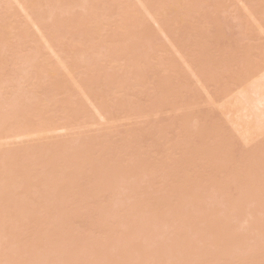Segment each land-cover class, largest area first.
<instances>
[{
	"label": "bare ground",
	"instance_id": "obj_1",
	"mask_svg": "<svg viewBox=\"0 0 264 264\" xmlns=\"http://www.w3.org/2000/svg\"><path fill=\"white\" fill-rule=\"evenodd\" d=\"M126 1L129 2V0H0V264H206L207 261L209 264L211 261V263L214 264L216 262L215 260L220 259V257L222 259L223 256L225 258V256L232 255L231 252L234 249H239L243 255L249 251L250 260L248 257L247 260L246 257L243 256V260L247 262L241 264H263L264 262H260V255L264 254V143H261V145L260 143L253 144L257 146L253 148L252 146H248L251 150L247 151H245V147L247 146H244L245 150L242 154V160H239L241 161L239 162L236 160V157H231L235 155L233 152H231L233 154H231V156L230 153H228L232 151V147L235 150L233 143L227 142L229 140L227 138L229 137L226 138L227 141L224 140V137L217 143L215 142L214 146H207V144L211 142L206 144L200 140L199 142L201 143H196V138L199 136L196 137L194 135L201 132L200 130L197 131L199 127L203 130L204 124H201L202 127L201 125H199V127L197 126L198 129L195 133H190V128H192L189 127L191 126V121L188 116L187 118L190 122L183 116L184 122L181 121L180 123H183L184 128L182 129H186L184 135L185 139L179 140L182 141V144H179V142L176 143L175 141V143H172L174 145L171 143L168 145V147L171 145L169 148L166 146L171 150L173 147L177 149V151L181 149V152L179 151V157L174 160L170 158L169 155L172 153L170 152L168 156H165L166 159L169 157V160L165 159L161 162L162 160L147 161V159H145L143 161V158H145L143 151L140 149L137 150L139 147L137 149L135 147L137 151L133 148L137 141L140 142L139 139H141V136L139 135H142L144 132L143 130L141 133L139 129H137L138 126H136L137 128L133 127V129L136 128L138 130V132L134 131L133 134L137 133L138 135L140 132L138 135L140 138L137 135L135 137L132 133L131 137L129 136V139H132L130 142L132 143V149H129V147H131L129 139L126 141L124 140L125 143H122L124 150L120 151L122 148L116 147L120 152H118L117 149V154L113 156L112 152L115 150L113 145L120 144L121 141L112 144L114 139H112L113 141L110 140V136H107L108 134L103 136H97L98 134H95L96 137L94 138H88V136L86 138L81 137L80 140L78 139L71 142L70 138L71 140L73 138L70 136V138H68L69 142L66 140L65 143H63L62 141L63 144L60 142L57 143L58 140H56V143L49 142L50 144L47 145H43L44 143L41 144L42 142H40V144L37 142L39 145L35 144V138L41 137V135L44 134L46 135V133H54L59 129H65L67 131L73 130V128L76 129L77 126L79 128V126L83 124L86 126L89 120L93 119L94 116H97L98 119L101 118V121L104 119V122H102L107 123L106 119H108V116H111L114 109L117 110V112H125V116L122 114L120 115H122V117L124 116L123 118L126 120L125 117L127 116L131 118L134 117L135 115H133V113L137 116L140 115L142 111L143 115H145L144 113L151 109L155 108L154 110L157 111V108L161 110L163 106H171L174 101L177 100L176 98L182 89H185L187 85V88H189L186 79L192 77L190 76V78H188V76H185L184 74L187 71L185 70V72L182 71L184 74L181 75L186 78H183L185 81L178 80V78H182L178 76V73L176 74L177 76L175 75L176 72L181 71V69H179L181 66L179 62L185 64L184 66H187L189 71H193L192 75L196 76V81L197 79L200 82L202 79L204 81V78H201L204 76L203 73L207 72L208 74V72H210L203 70V67L205 68L206 66L205 64L204 66L202 65L204 62H206V67H208L205 69L212 70V68H215L216 73L213 72V75L215 74L214 76L216 77V70H218L216 69L217 66L215 67L216 59H214L215 56L214 58L210 56L213 48L202 47L201 43L198 41V43L192 42L191 44L190 40L192 38L189 33L181 29L185 32L182 40H177L178 37L172 36L170 37L174 40H169H172L171 46L173 48L170 52L174 50L176 53L175 57L179 56L178 59L180 58L179 62L176 60V66H179L178 71H174L177 68L174 67L172 60L169 59L172 58V55L169 54L171 57L168 56L166 59L169 60H165L166 63L169 62V67H167V69H171L173 74L170 73L171 70L165 71L166 73L169 72L171 77L167 74L168 77L163 76V81L158 84L159 87H156L157 89L155 88V94L159 89V95H156V97L153 90H151L150 92L154 95L149 93L151 97L147 100L146 105L143 104V102L146 101L145 97L142 102L143 105L140 101L142 98H139L140 103L136 105L138 98H136L135 94L133 96H135L136 99L127 96L129 93L125 94L124 92L126 88L129 90V87L131 88L133 86L134 88L136 84L139 86V84L141 85L144 82L147 83V75L143 74L146 78L141 76L142 74L140 72L142 71L143 73V67L141 69L139 64L141 65L148 61L151 56L149 53H154L159 50L162 35H164V37L166 36L167 38H165L168 39L169 35H171V32L174 30L173 27H176V25L178 27H184L185 24L190 21L189 19H192L190 10H193V6L191 7L188 3V5L185 6L183 5L184 2L180 3V0H134L130 3ZM195 1L196 0L192 1L194 6L200 0H197V2ZM96 2L104 8L109 5V3H112L111 5L113 6L114 2H117L114 3V5H123L121 8L120 6L117 7L120 8L121 11L118 9L120 11L119 19L117 18L119 26L117 30L116 28L113 29L114 33L110 32L112 31L110 25L106 24L107 26H102V22L101 25H99V23L94 20L95 18L93 17L102 16L103 13L100 11L101 8H99V10L94 9L93 4ZM190 2L191 1H189V3ZM190 4L192 5V3ZM197 5L196 7H199ZM259 5L261 6L262 4ZM188 6H190L191 9H187L190 8ZM261 7L263 8L264 4ZM247 8L249 7L247 6ZM262 8L261 10H263ZM216 9H218L217 6ZM242 9L244 8L242 7ZM107 10L109 11V8ZM105 12L103 15L106 14ZM195 12H197V9ZM189 13L191 14L189 15ZM251 13H253V11H251ZM263 13L260 15H263ZM248 14L250 13H247V15ZM147 17L152 20V23L156 24L155 26H157V29H155L158 35H155L156 37H160L156 38L157 41L154 39L155 43H153L152 46L148 45V43L150 42L149 44H151L153 42V38H155L153 37L154 34L152 38L146 39V36L150 34L147 33V35H145L136 25V23H139L141 26ZM249 19L251 20V18ZM78 20H80V22L82 21V23H80L81 26L79 30L76 29L78 31L84 29L83 32L88 30L89 32L87 33H89L92 42H98L102 45L101 47L97 46V50L99 49L100 53L105 55H101L104 58L98 55L99 64L97 62L96 64L92 63V61L94 62L98 59L96 56L98 53L96 52L97 54H95L94 52L95 47L91 45V47L86 48L80 43L75 45L77 48L70 49L73 53L68 50L70 56H68V51H65L71 60L65 58L67 56L64 57L63 54V56H61L62 58L57 57V60L54 59L52 61L53 57L51 53L56 54L58 52L59 54V48L55 53V47L54 49L52 47V40L54 39L49 36L54 35L53 37H55V34L58 36L57 33L59 31L60 33L61 31L62 33L65 31L61 29L67 28L69 30L68 27L71 25L73 26L74 23H78ZM146 20L147 25L149 20ZM93 21L95 23H92ZM105 26L109 30L105 28ZM103 27L105 28L104 31ZM172 28L173 30H171ZM151 30L152 29L149 28L148 31L152 34ZM91 32L94 35L91 34ZM103 32L106 34L108 32V35L111 33L112 37H110V39H108L109 36L105 38L106 34ZM160 33L162 34L161 36ZM173 33V35L176 34L175 32ZM263 33L264 30L261 34ZM32 36L39 37L42 40H46V37L52 39L48 40L47 38V43L51 41L50 44L52 45L49 44L51 52L47 51V53L51 54L47 56L50 60L49 58L40 56L38 52L34 51L33 53L29 50L38 49L40 46V42L34 40H38L39 38L37 39ZM85 36L86 35H84V37ZM31 37L34 41L30 39ZM86 37H88V34ZM85 38H82V41H84ZM91 40L88 38L86 41ZM156 42L160 43L157 44ZM47 43L45 41V44ZM84 43L88 42L84 41ZM139 44H143V46H139ZM61 45H63L61 46L62 48H60L61 51H64L63 48L67 49L64 44ZM73 45L74 44H72V46ZM80 45L83 48H81ZM94 45H96V43ZM248 45L245 47H248ZM167 46L169 45L166 44L165 47ZM57 47L59 46L57 45ZM143 47L145 48L143 49ZM165 47L161 48L164 49ZM230 47L231 46L228 48ZM69 48L72 47L70 46ZM236 48L238 47L235 46L234 49ZM242 48L244 49L243 46ZM248 48H250V46ZM253 48L254 47L250 48V51L252 53L257 52L255 50L256 48H254V51L252 50ZM194 49L197 52L201 49L200 53L204 51L206 55L208 53V56L204 58V62H200L201 64H199L203 66L202 69H200L201 67L198 63L197 65L200 68L197 69L198 67L195 63L197 67H195V69L197 71L192 67V65L194 66L193 59H191L193 64L189 61L193 56L191 54L193 52L191 51ZM214 50L215 49L212 51L213 55L216 51ZM220 50L221 48L219 51ZM238 50L236 52H238ZM43 51L39 53L43 55ZM163 51L166 52V49ZM30 52H32V54H30ZM75 52L80 56L76 58L74 56V58H72L71 56L75 54ZM47 53L45 54L47 55ZM158 53H160V51H158ZM203 53H201V56ZM252 53L250 55H252ZM60 54L62 53L60 52ZM91 54H93V56H91ZM189 54L192 56L188 57ZM259 54L260 52H258L257 55ZM257 55L255 54L253 56L255 57ZM90 56L96 57L90 58ZM201 56L199 57L200 59L203 58V56L202 58ZM233 56L235 57L234 53ZM259 56L264 61V56L261 54ZM193 57L196 59L195 54ZM220 58H218V61ZM224 58L225 60L227 59L226 57ZM236 58L238 59V57ZM247 58H249V56ZM212 59H214V61ZM249 59L245 60L247 63L244 61H242V63H245L244 65L246 68L248 65V69L251 68V70L247 73V69L244 73L245 67L240 70L239 65L238 68L243 74H240L239 77L232 74L233 78H235L233 81L234 84L237 81L241 83L245 77L250 80L252 77L250 74H253L252 69L254 67L256 68V73L258 72L257 69L262 68L264 71V66H262L264 62L256 60L253 65H249ZM234 60L232 62H234ZM220 61L221 67L223 68V60L220 59ZM238 61L241 62L240 60ZM161 62L163 63L164 61ZM161 62L159 64L160 66L165 65L161 64ZM212 62L214 65L210 68ZM171 64L175 69L171 67ZM224 64L228 66L225 62ZM228 64L232 66L235 63L228 62ZM184 66L183 68L186 69ZM235 67H237V65L234 66V69ZM137 68L141 71L138 72ZM180 68H182V66ZM227 68L229 69L230 67L228 66ZM63 70L66 74H58L61 73L60 71L63 72ZM224 70L226 71L225 68ZM224 70H222V72ZM50 71H52V73L55 71L58 75H52V73H50L49 76ZM219 71L220 70H218V72ZM227 71L226 73H228ZM240 71L239 73H241ZM250 71L252 73H250ZM45 73L49 78H52L46 79L48 77H43L46 75ZM198 73L200 75H198ZM219 73V75H221V71ZM231 73L232 72L229 71L228 74ZM171 74L173 76L175 75L174 80ZM188 74L186 73V75ZM23 75H32V79L29 77L27 81L30 82V80H32L33 82L27 83V78H23ZM223 75H225V73H223ZM256 75L254 76L253 74V80H250L251 82L246 83L247 79L244 80L246 85L240 86L239 91L236 90L237 92H235V95L229 96V98H231L230 100L227 99L228 101L226 102L225 96H223L224 93L222 92L221 94L219 91L221 86H219L217 82H214V84L220 87L217 93L222 95L220 99L222 97L224 100H221L225 103L222 104V106L220 105L221 110H225L223 111L225 116L227 115L228 117L229 115L231 117L228 123L234 127L232 129L236 135L247 142V145L252 144V142L256 140V137L264 135V72L262 75H258V73ZM35 76L36 79H38L36 80L37 82L35 81ZM109 76L112 77L111 82H108ZM205 77L207 76L205 75ZM209 77H207L208 80L206 79L205 82L211 81V84H213L215 79L212 81V78L209 80ZM42 78L49 81L44 83V80L42 83ZM229 78L230 77H228V80L231 83V78ZM21 79H23V82L25 80V83L28 84L27 87L24 86L25 83L22 85ZM39 79L42 80L40 81ZM101 79H104L105 81H103L105 83L101 81ZM221 81H224L223 76ZM67 82H70V84L68 83V85H66ZM101 82H103L104 86L106 85L104 89L111 85L109 91H112L110 94L113 101L108 97V91H105V96L107 97H103L102 93H100L101 89H103V87L100 89V84L102 85ZM203 84L206 85L207 83ZM64 85L67 87L69 86L68 88L70 89H77V92L79 91V95H76L75 93L77 92L74 93L73 89L71 90V92H73L70 95L73 96L75 94V100L73 99L74 97L69 96V94V97L66 96L70 89H64ZM146 85L150 88L152 83L151 86L149 83ZM210 85L208 83V87ZM232 85L229 86L228 90L230 91L227 90L226 96H228V92L231 94L232 90L235 88H233ZM142 87L144 88V86ZM200 87L204 89L203 87L205 86ZM231 87L233 88L232 90ZM225 88L226 87H223L224 90ZM136 89L138 90V88ZM142 89L139 88V91H136L141 94L143 91ZM65 90L67 91L64 93L66 97L64 95L61 97L60 93L63 94L62 91ZM51 92H53V94ZM184 92H186V90ZM184 92L182 93L184 94ZM47 93L51 94V96H49L50 98L46 97ZM112 94L117 95L112 96ZM122 96L127 99L131 97L132 99H126L124 101ZM108 99H110L111 102H109ZM134 99L137 101H132ZM181 101L178 100L180 104H183L184 102L182 101L181 103ZM139 104H141V106ZM147 104L152 107H149ZM170 110H172V108ZM89 111H93L91 113L94 114L92 118H88L91 115ZM117 112L114 111V114ZM114 114L112 115L115 118ZM183 114L185 113H182V115ZM113 117L111 116V118ZM116 117H118L117 114ZM87 118L88 121H86ZM111 118H109V120L112 122ZM123 118L120 119L123 120ZM191 118L193 119L192 116ZM224 119H226V117ZM115 120L114 122H116ZM141 120L143 119L141 118ZM83 121L86 122L84 123ZM102 122H100L99 125L102 124ZM224 123L226 122H223V127ZM95 124H97L96 121H93V124H91L93 126L90 127L94 128ZM188 124L190 125L188 126ZM109 125H111V123ZM161 125L159 129H161ZM217 125L218 123H216V126ZM163 126L166 127L165 125ZM207 126L204 127L206 128L204 131L210 132L211 130L209 127L207 128ZM219 126L220 125L217 126L218 128L215 127L214 130L210 126L213 132H208L209 134L205 135V137L210 138L208 136L215 133V130L217 133L221 134L217 139L223 137L224 130L226 129L223 130V133L219 132L218 130L222 128V126ZM82 127L80 130H82ZM93 128H91V130ZM195 128H193L192 131L195 130ZM75 129L74 132L78 131V129ZM87 129L89 130V127ZM101 129L103 130L104 128ZM63 130H59L58 132L61 133ZM98 130L100 129L98 128ZM164 131L165 129L162 130V132ZM58 132H56L55 135H59ZM69 132L71 131H68V133ZM231 133L230 135H235ZM113 134L111 133L110 135ZM201 135L203 136V134ZM217 135L215 134V136ZM227 135L228 134H226V136ZM236 135L235 137L230 136V138H236ZM47 136L49 137V134ZM74 136L75 135H73V137ZM202 136H200L199 139H201ZM134 137L138 140H135ZM205 137L203 138L205 139ZM18 138H20L21 142L24 138L23 143L25 142L27 144L30 141L28 139H34L35 142L33 141V143L30 141V145H25L26 148L24 149L22 146H19L21 149L16 147L17 150L13 149V151H7L8 148L7 150L3 148L9 146V142L6 143L5 141L16 140ZM25 138H27L26 140L28 141H26ZM43 138L37 139L42 140ZM65 138H63V140ZM261 138L264 139V136ZM213 139L215 140V138ZM223 140L224 142H222ZM18 141H16V143ZM232 141L234 142V140ZM250 141L252 142L249 143ZM258 141L259 140H257V142ZM213 142L214 141H212L210 145H213ZM126 143L129 144L128 147ZM175 144H178V146ZM112 148L114 149L113 151ZM167 148L164 150L165 152L168 150ZM226 148H230V151ZM141 149H143V147ZM175 149L172 151H175ZM240 149L238 151L241 153ZM5 150L7 153H5ZM135 151L137 152L136 154L134 153ZM109 153L112 154L109 155ZM128 154L130 156H128ZM240 157L241 156H239V158ZM201 164L204 165L203 169L209 166L213 168L212 171L214 172L210 171L212 172L211 175L214 174V177L219 175L222 176V178L210 177L209 172V177H204L205 180H210L204 181L203 184H196L193 178L194 180H201V174L198 173L196 177H192L191 175L199 170L198 167H201ZM203 172H205V170ZM245 213L246 217H244ZM242 217L245 218L242 219L244 222L246 220L249 222V227H251L250 231H248L250 228L242 231L239 230V224L240 222L243 223V221H240L238 224L237 221L241 220ZM78 223H80L81 228L84 229L82 230L83 232L85 231L84 233L87 231L90 232L89 236L83 235L84 233L82 234V232L78 234L80 229ZM243 224L245 227V223ZM86 228H88V230ZM255 231H257V233ZM245 233L249 234V236ZM96 234L98 238L94 239ZM252 234L253 238L257 234L258 236L256 238L259 241L254 240L253 242L252 237L249 238ZM160 236L166 237V241L163 242L157 239ZM250 239L251 241H249ZM200 241L204 242V246H213L214 249L211 247V249H213L211 251L207 250V248L204 250V246L201 248L202 243L201 245L197 243ZM8 250H13L12 252H15L12 255L10 254L12 252H10L8 256L4 257L5 254H8ZM239 250L235 252L238 253ZM240 257L241 256H239V261L235 259L231 261L230 264H238L242 260ZM230 258L228 259L230 260ZM229 260L226 259L224 261L225 263L227 262L226 264H229ZM217 264H219V262Z\"/></svg>",
	"mask_w": 264,
	"mask_h": 264
},
{
	"label": "rangeland",
	"instance_id": "obj_2",
	"mask_svg": "<svg viewBox=\"0 0 264 264\" xmlns=\"http://www.w3.org/2000/svg\"><path fill=\"white\" fill-rule=\"evenodd\" d=\"M134 0H129V2H127V3H130V2H133ZM185 1H186V3H185ZM189 1H191L190 3H192V5L189 3ZM192 1H194V0H180V3L182 2H184L183 3V5H185V6H187L188 4L192 7L193 6V10L191 9V7L190 6H188V7H190V8H187V9H191L190 11H191V13H189V15L190 16H192V19L190 18V16H189V22L188 23H186L185 24V26L183 27V26H180V27H178L177 25H176V27H173L174 28V30H173V28L171 29V30H173V32H175L176 34H177V36H176V34L175 35H173L174 33L173 32H171V35H169V37H168V39H166L165 37H164V35H162L161 33H160V36L162 35V37H161V41L160 40H158V41H160L161 42V46H159L160 48H159V50L158 51H160V53H158V51L157 52H151V53H149V54H151V56L149 57V59H148V61H146V62H144V64H139V67L142 69V67H143V73H142V71L140 70V69H138L137 68V70H138V72H140L142 75L141 76H143V74H146L147 75V78L145 77V76H143V77H145L146 78V80H147V83H143V84H139V86L136 84V86H138V87H136L135 85H134V88H135V91H134V88H133V86L131 87L132 88V90H131V88L129 87L128 89L129 90H127V88L125 89L126 91H127V93H126V91L124 92L125 94H128L127 96H131L132 98H135V96H136V98H138L137 100H132V101H134V102H136V105H138V103H140L139 102V98H142V100L140 99V101H141V104H142V102L144 101V97H145V100L146 101H144L143 102V104H145L146 105V102H147V100H149V98L151 97V94H155V92H156V90H155V88L156 87H159V83L160 82H162L163 81V79H164V77L163 76H170V73H172L173 71L171 70V72L168 74V73H166L167 71H170L169 69H167V67H169L168 66V63H166V60H172V64H174V67H176L177 69H175L173 66H172V64H171V67H173L172 69L174 70V71H178V67L176 66V63L177 62H179L180 60V58L178 59V57L179 56H177V57H175L176 56V53H175V51L173 52L174 53V55H173V53L172 52H170L173 48H172V46H171V41L172 40H174V39H172V37H178L177 38V40L178 39H180V40H182L183 39V37H184V33L185 32H183L184 30H186V33H189V35H190V37L192 38L191 40H190V42H191V44H192V42H196V43H198V42H200L201 43V46L202 47H211V48H213V49H215L214 51H215V53H214V55H213V53H212V51H213V49H212V51H211V53H210V56H212V58H214V56H215V58L214 59H216L215 60V67L217 66V68L216 69H218V70H220L221 71V75H219L220 73V71L218 72V70H216L217 71V74H216V77L213 75V72L214 73H216L215 72V68L213 69L212 67H213V62H212V64H211V66H210V68H212V70H208V69H205V68H208V67H206L207 66V64H206V62H204V58H206L207 56H208V53H207V55L205 54L206 52H204L205 50H204V48H203V52H201V53H203V58H202V56H201V53H200V50H198V52L197 51H195V49L193 50V51H191V52H193L194 54H195V58L196 59H194V54L193 53H191V54H189L188 55V57H191L192 56V58H190V60L189 61H191V63H192V60L191 59H193V63H194V66L192 65V67H193V69L194 70H196L195 69V63H196V65H197V63H198V65L199 64H201V63H203L202 65L204 66V64L206 65L205 66V68L203 67V66H200V67H198V65H197V69H202V67H203V70H205V71H212V74H211V76L209 77V75H210V72H208V74H207V72H205V73H203V77H201V78H204V81H203V79H202V81H203V83H207L206 85L205 84H203L202 83V81L200 82V81H198V79H197V81L195 80V77L196 76H194V75H192L193 73V71L191 72V71H189V68L187 67V66H184L185 64H182V62H179V65H181L182 66V68H183V66L186 68V69H182V68H180L179 67V69H181V71L180 72H174L175 73V75L178 73V76H180V77H182L181 75L182 74H184V72H185V70H187L186 71V73L188 74V75H186V73L184 74L185 76H188V78H190V76H192L190 79H186L185 77H182V78H178V80H183V78L184 79H186L187 81V84H189V88H187L188 87V85L185 87V89H182V91L179 93V95H178V97L175 99L176 101H177V103H176V101H174V103L171 105V106H167V107H164L163 106V108L161 107V110H159V108H157L158 110L157 111H155L154 109H151V110H149V108H148V110L149 111H147L146 113L147 114H149V115H147L146 113H144L145 115H143V113H142V111H141V113H142V115H141V113H140V115H137L136 116V114L135 113H133V115H135L134 117H125L126 118V120H124V116L126 115V113L125 112H123V111H118L117 112V110H113L112 112L113 113H111V116L113 117V115L112 114H114V111L115 112H117V113H115L114 115H115V118L113 117V118H111V116L109 117H107L108 119H106L107 121V123H103L104 122V119L101 121L100 119L101 118H97V116L95 117L94 116V114H91L92 112L91 111H89V114H91L90 115V117H88V118H92L93 116L95 117V119H94V117H93V119H90V120H93L94 122L96 121V123L97 124H95L94 126V128L93 127H90V126H93V125H91V124H93V121H90L89 120V122H88V125L86 124V126H85V124H83V125H81V126H79V128H78V126H77V128L76 129H78V131H75L74 132V129L75 128H73V130H68V131H71V132H69L68 133V131L67 130H63V129H59V130H63V131H61V133H59L58 131L59 130H57V131H55L54 133L53 132H50V133H46V135L44 134V135H41V137H37V138H43V137H45V138H43L42 140H38L37 138H35V140H36V143L35 144H40V142H42L41 144H43V145H47V144H50V143H56L57 141L56 140H58V142L57 143H62V141H63V143H65V141L67 140V142H69L68 140V138H70V136H72V140H71V138H70V142L71 141H75V140H80V138L82 137V138H86L87 136H88V138H91V137H96V135L97 136H103V135H107V136H110L109 138H110V140H112V139H114V142H112V144H115V143H119L120 141V144H115V145H113V148L115 149H113L112 148V153H109V155H111L112 154V156L115 154H117V149L120 147V148H122V150H120V151H123L124 150V148L122 147V143H125V141L126 140H128L130 137H131V133L133 134L134 133V131H136V132H138V130L137 129H139V131L141 132V131H143L144 130V132L142 133V135H139V133H138V135L139 136H141V139H139V141L140 142H138L137 141V143H135L136 141L135 140H138V139H136L135 137H136V135H137V133H135V134H133L135 137V145H134V143H133V145H134V149H135V147H136V149L137 150H142L143 151V153H144V157L145 158H143V156H142V158H143V161L145 160V159H147V161H157V160H162L161 162H163L165 159H166V155L168 156L169 155V153L170 152H172L171 153V155H169L170 156V158H173V160L175 159V158H178L179 157V153L181 152L180 150L181 149H179V151H177V149H175L174 147H173V149H175V151H172L171 149H168L169 147H168V145L171 143H175V141H176V143L177 142H179V144H182V141H179V140H182L183 138L185 139V133H186V129H182V128H184L183 127V123H180L181 121H183L184 122V120H183V116L184 117H186V120L188 121V118L190 119V121H191V126H189L190 124H188V126L189 127H192V128H190V133L191 132H194L195 133V131L198 129L197 128V126L199 127V125H203L204 124V127L205 126H207V124H208V126H207V128L209 127V129L213 132V130H214V128L215 127H217L218 125H220L219 127H221L222 126V128H220V130H218L219 132H222L223 133V130L224 129H226V130H224V134H223V137H221V138H218L217 139V137H219L221 134H219V133H217V131L215 130L214 132L215 133H213L212 135L210 134L208 137H210V138H207V137H205V135H208L210 132L209 131H207V132H205L204 131V129H206V128H204L203 127V130L202 129H200V127H199V129L197 130V131H201V132H199V133H196V134H198V135H194V136H202L201 134H203V136H202V138L201 139H199V137L198 138H196V143L198 142V143H201V142H199V140L200 141H202V142H204V143H209V142H211L212 143V141H214L213 142V145H210L211 143H209V144H207V146H214V144H215V142L217 143L219 140H222L224 137V140H226V138L227 137H229V138H227V139H229L227 142H231V144L233 143V146H234V148H235V150L233 149V147H232V151H230L229 149L230 148H226V149H228L230 152H228V153H230V156H231V152H233L235 155H233V156H231L232 158H237L236 160H242L241 158H242V154L244 153V146H247V147H245L246 148V150L245 151H247V150H251L249 147H251L252 146V148L253 147H257L256 145H253V144H259L260 143V145H261V143H264V139H262L261 137H263L264 135H260V136H258V137H256V140L254 141V142H256V143H254V142H252V141H250L249 143H251L252 142V144H248L247 145V142H245L244 140H242V139H240L239 138V136H237L236 135V133L233 131V129L232 128H234L230 123H228L229 121V119H231V117L228 115V117H227V115L225 116V114L223 113V111H225V110H221V106H222V104H225L224 103V99L221 97V99H223V100H221L220 99V96H222V95H220L219 93H217L218 91L217 90H219L220 89V87L219 86H221V89L219 90L220 91V93L222 94V92L224 93V95L223 96H225V102L226 101H228V100H230V98H229V96H231V95H235V92H237V91H239V89H240V86H242V85H246V83L247 82H251L252 80H253V74H254V76L258 73V75H262L263 74V69L261 68V69H257V73H256V71H255V67L252 69L253 70V74H250V75H252V77H251V81L248 79V78H246L245 77V79L244 80H246L247 79V81H246V83H245V81L243 80L241 83H243V84H241V83H238V81L234 84L233 83V81H234V79L235 78H233V76H232V74L233 75H235V76H238L239 77V75L240 74H243L240 70H241V68H244L245 67V63H247V62H245V60L246 59H249L248 61H250V62H248V63H250L249 65H253V63H255L254 61H262V62H264L263 60H262V58H260V54L262 55V56H264V33L263 34H261L262 33V31L264 30V20H263V17H264V7L262 8L261 6H263V4H264V0H198L199 2H197V0L195 1V2H197L196 3V5L197 6H199V4H200V6L199 7H196V5L194 6V4H193V2ZM206 1V2H205ZM239 1V2H238ZM252 1V2H251ZM256 1V2H255ZM263 2V3H262ZM98 2H96V3H94L93 4V7H94V9L95 10H99V8H103L102 10L100 9V11H102L103 13L105 12L106 14H104L103 15V13H102V16H103V18H102V16L101 15H99L98 17H93V18H95L94 20L96 21V22H98L99 23V25H101V22H102V26H104V25H110V29H112V31H110V32H112V33H114V28H116V30H117V27L119 26L118 25V21H117V18L120 16V8L123 6L122 4L121 5H117V4H115L114 5V3H117V2H114L113 3V6L111 5L112 3H109V5H107L105 8L101 5L100 6V4L98 3ZM119 3V2H118ZM179 3V4H180ZM188 3V4H187ZM203 3V4H202ZM259 4H262L261 6L259 5ZM97 5H98V7H97ZM111 5V6H110ZM182 5V4H181ZM249 7V8H247V6ZM118 6H120V8H117ZM216 6H217V8L218 9H216ZM259 6V7H258ZM112 7V8H111ZM242 7L244 8V9H242ZM254 9H253V8ZM257 7V8H256ZM109 8V11L107 10ZM117 8V9H116ZM186 8V7H185ZM247 8V9H246ZM256 8V9H255ZM261 8L263 9V10H261ZM120 11H119V10ZM196 9H197V12H195L196 11ZM252 9V10H251ZM105 10V11H104ZM195 10V11H194ZM256 10V11H255ZM261 10V11H260ZM119 11V12H118ZM251 11H253V13H251ZM263 11V12H262ZM108 12V13H107ZM189 12V11H188ZM245 12H247V13H250V14H248L247 15V13H245ZM256 12V13H255ZM263 13V15H260V14H262ZM258 13V14H257ZM117 14V15H116ZM257 14V15H256ZM109 15V16H108ZM250 15V16H249ZM249 18H251V20L249 19ZM102 19H104V20H102ZM107 19H109V20H107ZM119 19V18H118ZM146 19H148L149 21H148V23H147V25H146V22H147V20ZM145 19V21L143 22V24H141V26H142V28H141V26H140V24L138 23H136V25H137V27L139 28V29H141L143 32H144V34L145 35H147V33H149L150 35L149 36H146L147 38L146 39H148V38H152V36H153V34H154V36L153 37H155V38H153V42L151 43V44H149L148 43V45H150V46H152V44L153 43H155V41H157V39L156 38H160V37H156V35H158V33H157V26H155L156 24L155 23H152V20L151 19H149L148 17ZM217 19V20H216ZM260 21H259V20ZM191 20H192V22H191ZM79 21V22H78ZM78 21H75V22H78V23H74V25L70 28V27H68L69 28V30L67 29H61V30H65L63 33H62V31H61V33H60V31L58 32V33H60V34H58L57 33V35L58 36H56V34H55V37H53V36H49V37H52V39H54V40H56L57 41V43H56V41H54V40H52L51 38H48V37H46V40H42L41 38H39V37H36V36H32V37H36L38 40H36V39H34L35 41H39L40 42V46H39V48L38 49H29L30 51H32L33 53H34V51L35 52H38V54L40 55V56H42V57H46V58H49V57H47V56H49V55H51L52 57H53V59H52V61L55 59V60H57L58 58L57 57H59V58H62L61 56H63V54H64V57L65 56H67V54H66V52L68 51V50H70V49H73V48H77V46L75 47V45H77V44H83L86 48H89V47H91V45L92 46H94L95 47V50H94V52H95V54H97L96 56L98 57V55L100 56V57H102V58H104L103 56H105L104 54H101L100 53V51H99V49L97 50V46H102L100 43H98V42H92V40H91V38H90V35H89V33H87V32H89L88 30L87 31H85V32H83L84 31V29H82V31L80 30V31H78L79 30V27L81 26L80 25V23H82V21L80 22V20H78ZM116 21V22H115ZM257 21H259V22H257ZM92 23H95L94 21L92 22ZM119 23H120V20H119ZM76 24V25H75ZM149 24H151V25H149ZM256 24H258V25H256ZM78 25V26H77ZM106 25V26H107ZM116 25V26H115ZM146 25V26H145ZM256 25V26H255ZM263 25V26H262ZM105 26V28H107ZM148 26H149V28L150 29H152L151 30V32H152V34L150 33V31H148L149 30V28H148ZM259 26V27H258ZM183 27V28H182ZM262 29H261V28ZM78 30H77V29ZM104 27H103V31H104V29H105ZM145 28H146V30H145ZM154 28V29H153ZM156 28V29H155ZM108 29V28H107ZM106 29V30H107ZM183 31H182V30ZM109 30V29H108ZM107 30V31H108ZM146 32H145V31ZM180 30H181V32H180ZM257 30H258V32H257ZM156 32V33H155ZM104 33V32H103ZM259 33V34H258ZM63 34V35H62ZM65 34V35H64ZM70 34V35H69ZM87 34H88V37H86L87 36ZM91 34H93L92 32H91ZM104 34H106V33H104ZM156 34V35H155ZM258 34V35H257ZM84 35H86L85 37H84ZM94 35V34H93ZM262 35V36H261ZM107 36H109V38L108 39H110V37H112V35H111V33H109V35H108V32H107V34H106V37H105V35H104V37L105 38H107ZM170 36H172V37H170ZM260 36V37H259ZM32 37L30 38V39H32ZM47 38H48V40H52V44H53V46L50 44L51 43V41H49V43H47L48 41H47ZM58 38V39H57ZM60 38V39H59ZM82 38H85V42H88V43H84V41H82L83 39ZM89 38V40H91V41H86L87 39ZM257 38V39H256ZM262 38V39H261ZM154 39H156L155 41H154ZM163 39H165V40H163ZM170 39H172L171 41H169ZM259 39V40H258ZM33 40V39H32ZM33 40V41H34ZM42 40V41H41ZM63 40V41H62ZM163 40V41H162ZM169 41V43H168V41ZM189 40V39H188ZM45 41H46V43L47 44H45ZM54 41V42H53ZM60 41V42H59ZM72 43H71V42ZM167 41V42H166ZM198 41V42H197ZM256 41V42H255ZM262 43H261V42ZM43 42V43H42ZM65 42H67V43H65ZM71 44H70V43ZM73 42H75V43H73ZM76 42H78V43H76ZM90 42H91V44H90ZM160 42H158V43H160ZM237 42H238V45H237ZM258 42H260V43H258ZM96 43V45H94ZM157 43V42H156ZM157 43V44H158ZM253 43H254V45H253ZM53 47V49H54V47H55V53L57 52L56 50H58V48H59V54H60V52L62 53V54H60V56H59V54H58V52L56 53V54H53V53H47V51H49V52H51L50 51V49H49V46L50 45ZM54 44H57L59 47H57V45H54ZM61 44H64V46L65 47H67V49L65 50L64 48H63V50L64 51H61L60 50V48H62L61 46H63V45H61ZM72 44H74L73 46H72ZM87 44H90V45H88V46H86ZM162 44H164V45H162ZM166 44L167 45H169V46H167V47H165L166 46ZM241 44V45H240ZM245 44V45H244ZM249 44V45H248ZM251 44H252V47H254V48H256L255 50L257 51V52H251L250 51V48H252L251 47ZM257 44V45H256ZM43 45V46H42ZM67 45V46H66ZM234 45V46H233ZM248 45V47L250 46V48H248V47H245V46H247ZM263 45V46H262ZM71 46L72 48H69V47ZM139 46H143V44H139ZM229 46H231L230 48H228ZM235 46H237L238 48H236L237 50H238V52H236L237 50L236 49H234L235 48ZM242 46L244 47V49L242 48ZM255 46H259V47H255ZM42 47H46V48H42ZM80 47L81 48H83L81 45H80ZM79 47V48H80ZM161 47H165L164 49H162ZM69 48V49H68ZM145 47H143V49H144ZM150 48V47H149ZM168 48V49H167ZM221 48V50L220 51H222V52H220L219 51V49ZM223 48V49H222ZM241 48H242V50H241ZM254 48L252 49L253 51H254ZM260 48V49H259ZM44 49H46V50H43ZM161 49H162V51H161ZM166 49V52H164L163 50H165ZM258 49V50H257ZM93 50H92V52H93ZM97 50V51H96ZM197 50V49H196ZM226 50V51H225ZM236 50V51H235ZM245 50H248V51H245ZM261 50V51H260ZM43 51V55H42V53H39V52H42ZM66 51V52H65ZM71 51V50H70ZM232 51H233V53H234V55H235V57L233 56V53H232ZM32 52H30V54H32ZM72 52V51H71ZM93 52V53H94ZM97 52V53H96ZM196 52H197V55H196ZM227 52V53H226ZM236 52V53H235ZM241 52H242V54H241ZM258 52H260V54L259 55H257L258 54ZM16 53H18V52H16ZM45 53H47V55L45 54ZM73 53V52H72ZM166 53V54H165ZM252 53V55H250ZM263 53V54H262ZM77 53L75 52V54H72V58H74V56H75V58L76 57H79L80 55L79 54H77ZM94 54V55H95ZM165 54V55H164ZM169 54H171L172 55V58H169V59H166V58H168V56L169 57H171V55H169ZM198 54H200V55H198ZM204 54H205V56H204ZM226 54V55H225ZM228 54V55H227ZM230 54V55H229ZM257 55V56H259V57H257V56H253V55ZM57 55V56H56ZM101 55H103V56H101ZM240 55V56H239ZM246 55V56H245ZM68 56H70L69 55V51H68ZM65 57V58H69L70 59V57ZM91 56H93V54H91ZM90 56V58H94V57H96V56H94V57H91ZM106 56H108V55H106ZM198 56V57H197ZM201 56V58L203 59H200L199 57ZM209 56V57H210ZM226 57L227 59L225 60V58L224 57ZM249 56V58H247ZM250 56H252V57H250ZM63 57V58H64ZM221 57V58H220ZM236 57H238V59L236 58ZM253 57H254V59H253ZM256 57H257V59H256ZM46 58H44L45 60H47ZM64 58V59H65ZM200 60H198V59ZM218 58H220L221 60H223V64L222 65H224V67L222 68L221 67V64H220V59H219V61H218ZM232 60H231V59ZM240 58V59H239ZM259 58V59H258ZM264 58V57H263ZM68 59V60H69ZM97 59V58H96ZM96 59H93V60H96ZM106 59H108V58H106ZM166 59V60H165ZM214 59H212L213 61H214ZM234 59H236V60H234ZM242 59V60H241ZM253 59V60H252ZM45 60H43V61H45ZM49 60H50V58H49ZM71 60V59H70ZM98 60H99V57H98V59L96 60V61H92V63H94V64H96V62L99 64V62H98ZM100 60H102V59H100ZM176 60H178L177 62H176ZM195 60V61H194ZM197 60V61H196ZM202 60V61H201ZM234 60V62H232ZM238 60H240L241 62H239ZM73 61V60H72ZM161 61H164L163 63L161 62V64H165V65H162V66H160L159 64H160V62ZM174 61H175V63H174ZM226 61H228L229 63H235V64H233L232 66L230 65V64H228V62H226ZM236 61V62H235ZM242 61H244L243 63H242ZM171 62V61H170ZM201 62V63H200ZM219 62V63H218ZM224 62L230 67V68H232V69H228L227 67L228 66H226L225 64H224ZM252 62V63H251ZM126 63V62H125ZM124 63V64H125ZM192 63V64H193ZM222 63V62H221ZM166 64H167V66H166ZM237 65V67H235V69H234V66H236ZM240 65V66H239ZM209 66V65H208ZM238 66H239V68H240V70H239V68H238ZM262 66H264V63H263V65ZM248 65H247V68L245 67L244 68V73H245V71H247V69H248ZM224 68L226 69V71L227 70H229L230 72H232L231 74H228L229 73V71H227L228 73H226V71L224 70ZM238 68V69H237ZM246 69V70H245ZM222 70H224L223 72H222ZM236 70V71H235ZM249 70H251V68L250 69H248V72L247 73H249ZM136 71V70H135ZM166 71V72H165ZM182 71H184V72H182ZM189 71V72H188ZM197 71V70H196ZM237 71H238V73H239V71L241 72V73H237ZM254 71H255V73H254ZM259 71H260V73H259ZM54 73H52V71H50L49 72V76H50V73H52V75L54 74V75H58V74H66V72L63 70V72L62 71H60L61 73H55V71H53ZM137 72V71H136ZM137 72V73H138ZM190 72H191V74H190ZM234 72H235V74H234ZM139 73V74H140ZM165 73V74H164ZM223 73H225V75H223ZM250 73H252L251 71H250ZM32 74V73H31ZM33 74H34V72H33ZM46 74V73H45ZM167 74V75H166ZM173 74V73H172ZM171 74V75H172ZM180 74V75H179ZM36 75V74H35ZM44 75V74H43ZM108 75H110V74H108ZM175 75L173 76L172 75V78H173V80H174V78H175ZM183 75V76H184ZM198 75H200L199 73H198ZM205 75L207 76V77H209V80H211V78H212V81H213V79H215L214 81H213V84H214V82H217V84L219 85H216V84H211L212 82L210 81H206L205 82V80L207 79V77H205ZM34 76V75H33ZM162 76V77H161ZM167 76V77H168ZM177 76V75H176ZM222 76H223V80L224 81H221V78H222ZM248 76V75H247ZM257 76V75H256ZM23 78L25 77V78H27L26 79V82L27 83H31V82H33L32 80H30V82L29 81H27V80H29L28 78L29 77H31V79H32V75H26V76H22ZM43 77H48V75L46 74V75H44ZM159 77H160V80H159ZM171 77V76H170ZM213 77H215V78H213ZM228 77H230L231 78V83L229 82V80H228ZM34 78V77H33ZM41 78V77H40ZM52 77H48V78H46V79H51ZM163 78V79H162ZM193 78H194V80H193ZM229 78V79H230ZM250 78V77H249ZM43 79V78H42ZM41 79V80H42ZM108 82L110 81H112V77L111 76H109L108 77ZM23 79H21V82L23 83H21L22 85H24V83H25V80H24V82L22 81ZM36 80H38V79H36V76H35V81ZM40 80V79H39ZM40 80V81H41ZM44 80L45 79H43V81H42V83L44 82ZM104 80V79H103ZM102 79H101V81H103ZM200 80V79H199ZM208 80V79H207ZM226 80H227V85H226ZM34 81V82H35ZM47 81H49V80H47ZM46 80H45V82L44 83H46L47 82ZM105 81V80H104ZM103 81V82H104ZM149 81V82H148ZM183 81H185V80H183ZM220 81H221V83H220ZM37 82V81H36ZM39 82V81H38ZM103 82H101L102 83V85L100 84V89L103 87V89H101V92H100V90H99V92L100 93H102V95H103V97H107V96H105L106 94V92L105 91H108V97H110V99L113 101V99H112V97H111V94L110 93H112V91L110 92L109 90V88L111 87V85L109 86V87H106V89H104L105 88V86H104V84H103ZM19 83H20V81H19ZM68 83L70 84V82H67V84L66 85H68ZM105 83V82H104ZM149 83V85L151 86V83H152V86L150 87V88H148L147 87V85L146 84H148ZM202 83V84H201ZM208 83H209V85L211 84V85H213V86H209L208 87ZM222 83H224V84H222ZM230 83V84H229ZM232 83H233V85H232ZM153 84H155V85H153ZM199 84V85H198ZM222 84V85H221ZM27 85L28 84H26L25 83V87H27ZM66 85H64L65 86V88L64 89H70V88H68ZM233 86V88L235 89H233L232 87H231V90H232V92H231V94L228 92V96H226L225 94H226V92H227V90L229 89V86ZM142 86H144V88L142 87ZM200 86H205V87H203L204 89H201V87ZM226 87L225 88V90L223 89V87ZM237 86H238V88H237ZM71 87H73V86H71ZM143 89H142V88ZM145 87H147V88H145ZM136 88H138V90L136 89ZM139 88L140 89H142L143 91L141 92V94H139L140 92H137V91H139ZM63 89V90H64ZM73 89V88H72ZM72 89H70V90H68L69 92H71V90ZM112 89V88H111ZM157 89V88H156ZM206 89V90H205ZM214 89H216V90H214ZM62 91L63 92V94L62 93H60L61 94V97L64 95V93H66L67 91ZM76 90V91H75ZM112 90H114V89H112ZM137 90V91H136ZM151 90H153V93H151L150 91ZM186 90V92H184ZM237 90V91H236ZM73 91H74V93L75 92H77V89H73ZM72 91V92H73ZM129 91V92H128ZM215 91V92H214ZM225 91V92H224ZM228 91H230V90H228ZM69 92H67V97H69V96H71L70 94H72V92L71 93H69ZM132 92H133V94H132ZM158 92H159V89H158ZM158 92L155 94V96L156 95H159L158 94ZM182 92H184V94L182 93ZM211 92V93H210ZM52 94H53V92H51ZM78 93V94H77ZM77 93H75L76 95H79V91L77 92ZM146 93V94H145ZM149 93H151V94H149ZM50 93H47L46 94V97H48V98H50L49 96H51V94L49 95ZM59 94V95H60ZM68 94H69V96H68ZM73 95V96H71V97H74L73 99L75 100L76 98V95ZM110 94V95H109ZM113 94H114V92H113ZM112 94V96H115V95H117V94H115V95H113ZM124 94V95H125ZM135 94V96H133ZM137 94V95H136ZM153 94V95H154ZM182 94V95H181ZM210 94V95H209ZM143 95H145V96H143ZM150 95V96H149ZM181 95V96H180ZM184 95V96H183ZM212 95V96H211ZM214 95V96H213ZM65 96V95H64ZM65 96V97H66ZM127 96H125V97H127ZM138 96V97H137ZM141 96V97H140ZM183 96V97H182ZM217 96H218V98H217ZM53 97V96H52ZM60 97V98H61ZM123 97V99H124V101L127 99V98H124V96H122ZM129 98V99H127V100H130V99H132V98ZM157 97V96H156ZM214 97V98H213ZM215 97H216V99H215ZM179 98V99H178ZM182 98V99H181ZM210 98H212V99H210ZM110 99H108L109 100V102H111V100ZM184 102L183 104H180L179 102H178V100L179 101H181V100ZM219 99V100H218ZM228 99V100H227ZM182 101H181V103H182ZM192 101H193V104H192ZM215 101H217V102H215ZM220 101V102H219ZM187 102H189V103H187ZM212 102H213V104H212ZM219 102V103H218ZM195 103V104H194ZM214 103H215V105H214ZM141 104H139L140 106H141ZM142 104V105H143ZM148 105V104H147ZM154 105V104H153ZM176 107H175V106ZM221 105V106H220ZM149 107L151 106V105H148ZM180 106H181V108H180ZM187 106V107H186ZM152 107V106H151ZM179 109H178V108ZM184 107V108H183ZM111 108L113 109V107H112V105H111ZM147 108V107H146ZM165 108V109H164ZM169 108V109H168ZM172 108V110H170ZM175 110H174V109ZM111 109V110H112ZM185 109V110H184ZM155 112H154V111ZM165 110V111H164ZM144 111V110H143ZM160 111H161V113H160ZM173 111H175V112H173ZM181 111H183V112H181ZM59 112V111H58ZM121 112H123V113H121ZM145 112V111H144ZM148 112H150V113H148ZM153 113V115H152V113ZM219 112V113H218ZM57 113V112H56ZM179 113V114H178ZM182 113H185V114H183L182 115ZM116 114H117V116L119 117H116ZM119 114V115H118ZM120 114H122V115H124L123 117H122V115H120ZM157 114V115H156ZM220 114V115H219ZM121 116V117H120ZM129 116H132V115H129ZM142 116V117H141ZM187 116H188V118H187ZM191 116L193 117V119L191 118ZM180 117H181V119H180ZM222 117V118H221ZM226 117V119H224ZM88 118L86 119V121H88ZM97 118V119H96ZM109 118H111L112 119V122H111V120H109ZM120 118H123V120L122 119H120ZM129 118H131V119H129ZM141 118L143 119V120H141ZM146 118V119H145ZM180 119V121H179V119ZM115 119H117V120H119V121H117V120H115L116 122H114V120ZM198 119H199V121H198ZM222 122H226V123H224V127H223V122L221 123L219 120ZM108 120H109V122H108ZM141 120V121H140ZM214 120H216V121H214ZM85 121V122H86ZM102 122V124H100L99 125V123L100 122ZM133 121V122H132ZM190 121H188V122H190ZM195 121H196V123H195ZM210 121V122H209ZM212 121H214V122H212ZM84 122V121H83ZM84 122V123H85ZM92 122V123H91ZM195 124H194V123ZM111 123V125H109V124ZM216 123H218V125L216 126ZM103 124H104V126H103ZM162 124V125H161ZM227 124V125H226ZM99 125V126H98ZM133 125V126H132ZM161 125V129H159V126ZM163 125H165L166 127H168V128H166V127H164ZM168 125V126H167ZM195 125V126H194ZM202 125H201V127H202ZM214 125V126H213ZM229 125V126H228ZM82 126H84V127H82ZM132 126V127H131ZM136 126H138V128L136 127ZM163 126V127H162ZM212 127V129H211V127ZM81 127H82V130H80L81 129ZM89 127V130L87 129V128ZM133 127H136V128H134L133 129ZM188 127V128H189ZM196 127V128H195ZM228 127V128H227ZM230 127V128H229ZM83 128H86V129H83ZM91 128H93L92 130H91ZM98 128L100 129V130H98ZM101 128H104L103 130L101 129ZM131 128V129H130ZM193 128H195V130H193L192 131V129ZM218 128V127H217ZM75 129V130H76ZM95 129V130H94ZM141 129V130H140ZM165 129V131L164 132H162V130H164ZM227 129H229V130H227ZM81 132H80V131ZM84 130V131H83ZM86 130H87V132H86ZM230 130H231V132H233V133H231L230 132ZM82 131H83V134H82ZM100 133H99V132ZM161 131V132H160ZM182 131V132H181ZM227 131H229L231 134H235L237 137L236 138H233L232 139V137L234 136L235 137V135H230V133L229 132H227ZM56 132H58V134L59 135H55V133ZM65 132H67V133H65ZM104 132V133H103ZM129 132V133H128ZM160 132V133H159ZM188 132H189V129H188ZM187 132V133H188ZM204 132V133H203ZM209 132V133H208ZM72 133H73V135H75L74 137H73V135H72ZM74 133H76V134H74ZM87 133V134H86ZM113 134V135H110V134ZM116 133V134H115ZM127 133H128V135H127ZM49 134V137L47 136ZM52 134V135H51ZM54 134V135H53ZM61 134V135H60ZM63 134V135H62ZM65 134H66V138H65ZM80 134V135H79ZM86 134V135H85ZM89 134V135H88ZM96 134V135H95ZM215 134L217 135V134H219V135H217V136H215ZM226 134H228L227 136H226ZM78 135H79V137H78ZM82 135V136H81ZM83 135H84V137H83ZM95 135V136H94ZM121 136V138H120V136ZM133 135H132V137H133ZM137 135V136H138ZM232 136L231 138H230V136ZM52 138H51V137ZM67 136H69V137H67ZM127 136H128V138H127ZM130 136V137H129ZM138 136V137H139ZM214 136V137H213ZM112 137V138H111ZM114 137V138H113ZM117 139H116V138ZM137 137V138H138ZM203 137H205V139L203 138ZM211 137H212V140H211ZM48 138V139H47ZM51 138V139H50ZM56 138V139H55ZM61 140H60V139ZM63 138H65L64 140H63ZM140 138V137H139ZM195 138V137H194ZM213 138H215V140L213 139ZM22 139V138H21ZM27 138H25V140H26ZM45 139V140H44ZM48 141H47V140ZM50 139V140H49ZM119 139V140H118ZM123 139V140H122ZM202 139H204V140H202ZM210 139V140H209ZM255 139V138H254ZM262 141H261V140ZM19 140V141H18ZM23 140H24V138L22 139V142L20 141V138H18V139H16V140H7V141H5L6 143L7 142H9V146H7V147H3V148H6V150H7V148H8V150L7 151H13V149H16L17 150V148L18 149H21V147L19 148V146H22V148L24 149V148H26V146L28 145H30L29 143H30V141H34L35 142V140L33 139H28V140H30L29 142H28V144L27 143H23ZM28 140H26V141H28ZM54 140V141H53ZM125 140V141H124ZM224 140L222 141V142H224ZM232 140H234V142L232 141ZM239 140H241V141H239ZM257 140H259L258 142H257ZM16 141H18L17 143H16ZM113 141V140H112ZM119 141V142H118ZM132 141V139L130 140L129 139V144H131L130 146L131 147H129V149H132V143H130ZM184 141V140H183ZM225 141V142H226ZM11 142V143H10ZM33 142V143H34ZM38 142V143H37ZM50 142V143H49ZM24 144V145H22V144ZM32 143V144H33ZM62 143V144H63ZM235 143H236V145H235ZM245 143V144H244ZM5 144V143H4ZM38 144V145H39ZM127 144V143H126ZM129 144H127V147L129 146ZM225 144H227V143H225ZM242 144V145H241ZM26 145V146H25ZM172 145H174V144H172ZM175 145H177L178 146V144H175ZM263 145V144H262ZM5 146H6V144H5ZM25 146V147H24ZM168 148H167V147ZM176 146V147H177ZM237 146V147H236ZM239 146V147H238ZM249 146V147H248ZM259 146V145H258ZM10 147V148H9ZM17 147V148H16ZM116 147H118L117 149H116ZM127 147H125V148H127ZM143 147V149H141ZM169 150H167L166 152L164 151L166 148ZM242 147H243V150H242ZM2 148V149H3ZM165 148V149H164ZM172 148V147H171ZM211 148V147H210ZM241 148V149H240ZM249 148V149H248ZM128 149V150H129ZM133 149V150H134ZM135 149V150H136ZM145 149V150H144ZM240 149V151H241V153L238 151ZM5 150V153H7V151ZM127 150V149H126ZM136 150V151H137ZM171 150V151H170ZM116 151V152H115ZM119 151V149H118V152H120ZM134 152L135 154L137 153V152ZM145 151V152H144ZM146 151H147V153H146ZM235 151V152H234ZM111 152V151H110ZM164 152V153H163ZM174 152V153H173ZM236 152H237V154H236ZM240 153V155H239V153ZM139 153V152H138ZM141 153V152H140ZM131 154H132V150H131ZM173 154V155H172ZM108 155V156H109ZM141 155H142V153H141ZM237 155H239V156H241L240 158H239V156H237ZM128 156H130L129 154H128ZM150 157V158H149ZM141 158V159H142ZM239 158V159H238ZM166 160H169V157H167V159ZM172 161V160H171ZM239 162H241V161H239ZM158 163H160V162H158ZM202 165V164H201ZM200 165V166H201ZM203 167H204V165H202L201 167H198V171H196V173H193V175H191L192 177L194 176V177H196L197 176V174L199 173V174H201V180H194V178H193V181H196V184H199V183H201V184H203L204 183V181H206L205 180V177H209L208 176V173L210 172V171H212L213 170V168H211L210 166L208 167V168H204L203 169ZM211 170H210V169ZM200 170H202V171H200ZM205 170V172H207V173H205V172H203ZM212 172H214V171H212ZM212 172H210L209 174H210V177H212L213 175H211L212 174ZM217 172V171H216ZM207 174V175H205V174ZM217 174V173H216ZM205 176V177H204ZM215 176V175H214ZM213 176V177H214ZM222 178V176H216V177H214V178ZM204 179V180H203ZM203 180V181H202ZM208 180H210V179H208ZM207 180V181H208ZM200 181V182H199ZM198 182V183H197ZM247 212V211H246ZM244 217H246V213H245V216ZM244 217H242L241 218V220H239V221H237V224L240 222V221H243L242 219L244 218ZM245 219V218H244ZM81 223H84V222H81ZM235 223H236V221H235ZM243 223H245V227L243 226L244 224ZM243 223L242 222H240V224H239V230H247V229H249L248 231H250L251 230V227H249L250 226V224H249V222L246 220L245 222L243 221ZM85 226V225H84ZM87 226V225H86ZM85 226V227H86ZM78 227L80 228L79 229V233L78 234H80L81 232H82V234L85 232H83L82 230H84V229H82L81 228V225H80V223H78ZM88 227V226H87ZM84 228V227H83ZM241 228V229H240ZM244 228V229H243ZM87 230H88V228H86ZM81 230V231H80ZM88 232L89 231H87L86 233H84L83 235H90V232H89V234H88ZM246 232V231H245ZM254 232V231H253ZM253 232H251V233H253ZM256 233H257V231H255ZM242 233V232H241ZM248 233V232H247ZM81 234V235H82ZM242 234H244V233H242ZM246 234V233H245ZM249 234H250V232H249ZM249 234H246V235H248L249 236ZM255 234V233H254ZM82 235V236H83ZM95 236V235H94ZM98 235L96 234V236L94 237V239H96V238H98L97 237ZM258 235L256 234L255 236H254V238H253V234H252V236H250L249 238H251L252 237V241L254 242V240H256V241H259V240H257V237ZM160 237H163V238H160ZM159 238H157V239H160V240H162L163 242L164 241H166L165 239H166V237H164V236H160ZM256 238V239H255ZM249 241H251V239L249 240ZM198 244H200L201 245V243H202V245H201V248L204 246L203 244H204V242L203 241H200V242H197ZM211 247L213 248V246H210V247H208L207 245H205L204 246V250H206V248H207V250H209V251H211V250H213V249H211ZM208 248H210V249H208ZM217 249V248H216ZM215 249V250H216ZM236 250H239V249H234L232 252H231V254L232 255H229V256H225V258H224V256L222 257V259H221V257H220V259H218V260H215L216 262L214 263V264H217L218 262H219V264H221V262H222V264H224L225 263V261L224 260H229L228 258H230V260H229V264L231 263V261H234L235 259H238V261L240 260L239 259V256H241L240 258L243 260V256L244 257H246V259H247V257H248V259L250 260V254H249V251H247L246 252V254H245V252H244V254L245 255H243V254H241V252H240V250L238 251V253H236L235 251ZM9 251V252H8ZM7 252H8V254H5V256L4 257H6V256H8L9 255V253L10 252H12L13 250H8ZM15 252V251H14ZM14 252H12V253H10L11 255L14 253ZM208 252V251H207ZM240 252V253H239ZM243 253V252H242ZM232 256H233V258H232ZM237 256H238V258H237ZM261 256V258H260V262H264V254H262V255H260ZM209 259V258H208ZM245 259V258H244ZM247 259V260H248ZM210 260V259H209ZM221 260V261H220ZM241 260V261H242ZM211 261V260H210ZM239 262L238 264H241V263H246L247 261H245V260H243L242 262ZM212 262V261H211ZM210 262V264H212ZM235 262H237V261H235ZM249 262V261H248ZM227 263V262H226ZM225 263V264H226ZM206 264H209V262L207 261L206 262ZM264 264V263H263Z\"/></svg>",
	"mask_w": 264,
	"mask_h": 264
}]
</instances>
